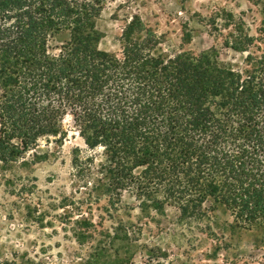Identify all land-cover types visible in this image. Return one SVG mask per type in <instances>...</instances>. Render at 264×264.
Masks as SVG:
<instances>
[{
  "label": "trees",
  "instance_id": "obj_1",
  "mask_svg": "<svg viewBox=\"0 0 264 264\" xmlns=\"http://www.w3.org/2000/svg\"><path fill=\"white\" fill-rule=\"evenodd\" d=\"M108 1L0 0V163L9 168L43 141L61 143L71 119L92 152L73 165L80 177L96 171L95 188L111 208L127 193L142 212L174 207L182 220L201 222L211 202L232 218L226 230L252 235L260 250L264 51L257 39L239 24L223 37L224 48L248 54L239 68L216 49L168 54L162 36L136 17L121 52L111 53L100 48L97 26ZM209 25L218 31L214 20ZM75 225L77 241L88 245L83 264H134L140 251L141 264H173L161 248L140 246L131 225L108 230L84 216Z\"/></svg>",
  "mask_w": 264,
  "mask_h": 264
},
{
  "label": "rangeland",
  "instance_id": "obj_2",
  "mask_svg": "<svg viewBox=\"0 0 264 264\" xmlns=\"http://www.w3.org/2000/svg\"><path fill=\"white\" fill-rule=\"evenodd\" d=\"M136 17L162 36V49L171 55L216 49L223 62L244 68L248 54L222 45L233 24L256 38L264 51V0H109L97 21L104 34L100 48L119 54L123 31ZM213 20L218 31L210 28ZM63 128L61 143L43 141L9 168L0 163V262L83 264L88 245L77 241L75 222L84 216L108 230L121 222L131 225L140 246L161 248L173 264H264V246L254 249L252 235L226 230L232 218L223 209L213 211L211 202L204 206L201 222L182 220L174 207H166L164 215L142 212L127 193L111 208L109 198L95 188L96 171L80 177L73 165L75 157L86 159L92 152L71 119ZM35 154L41 159L31 164ZM144 255L140 251L134 264H141Z\"/></svg>",
  "mask_w": 264,
  "mask_h": 264
}]
</instances>
